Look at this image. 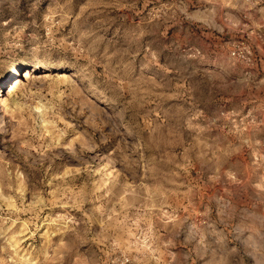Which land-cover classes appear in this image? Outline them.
Wrapping results in <instances>:
<instances>
[{
  "label": "rangeland",
  "instance_id": "1",
  "mask_svg": "<svg viewBox=\"0 0 264 264\" xmlns=\"http://www.w3.org/2000/svg\"><path fill=\"white\" fill-rule=\"evenodd\" d=\"M0 264H264V0H0Z\"/></svg>",
  "mask_w": 264,
  "mask_h": 264
},
{
  "label": "bare ground",
  "instance_id": "2",
  "mask_svg": "<svg viewBox=\"0 0 264 264\" xmlns=\"http://www.w3.org/2000/svg\"><path fill=\"white\" fill-rule=\"evenodd\" d=\"M57 69V68H56Z\"/></svg>",
  "mask_w": 264,
  "mask_h": 264
}]
</instances>
